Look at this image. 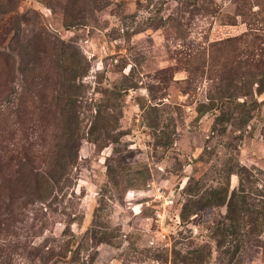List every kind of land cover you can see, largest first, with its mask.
Wrapping results in <instances>:
<instances>
[{
    "label": "rangeland",
    "instance_id": "374dc122",
    "mask_svg": "<svg viewBox=\"0 0 264 264\" xmlns=\"http://www.w3.org/2000/svg\"><path fill=\"white\" fill-rule=\"evenodd\" d=\"M0 264H264V0H0Z\"/></svg>",
    "mask_w": 264,
    "mask_h": 264
},
{
    "label": "trees",
    "instance_id": "16d2710c",
    "mask_svg": "<svg viewBox=\"0 0 264 264\" xmlns=\"http://www.w3.org/2000/svg\"><path fill=\"white\" fill-rule=\"evenodd\" d=\"M37 189L40 191V188L39 187H37Z\"/></svg>",
    "mask_w": 264,
    "mask_h": 264
}]
</instances>
